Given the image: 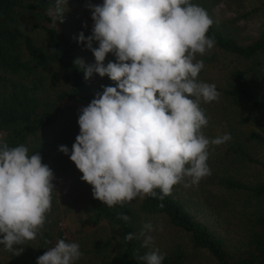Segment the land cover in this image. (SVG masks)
<instances>
[{
  "label": "clouds",
  "instance_id": "clouds-1",
  "mask_svg": "<svg viewBox=\"0 0 264 264\" xmlns=\"http://www.w3.org/2000/svg\"><path fill=\"white\" fill-rule=\"evenodd\" d=\"M66 5L67 0H56L54 22H62ZM87 7L91 34L80 32L75 39L92 52L95 63L86 65L82 58L74 63L85 80L96 73L115 86H102L78 110L79 134L71 151L66 145L58 151L69 155L93 197L109 208L146 196L163 201L185 178H190L185 187L198 184L211 175L210 146L231 139L229 133L209 138L202 132L209 119L201 101L219 99L215 84L197 80L205 66L197 55L215 45L207 35L212 18L191 0H103ZM109 53L115 61L105 65ZM54 179L38 151L30 153L23 144L10 147L0 137V245L13 256L43 228L56 190ZM117 218L130 220L124 213ZM144 228L163 231L151 223ZM134 238L132 233L126 236ZM151 242L147 236L143 246ZM81 257L77 242L59 239L36 264H75ZM136 259L162 264L164 255L156 249Z\"/></svg>",
  "mask_w": 264,
  "mask_h": 264
},
{
  "label": "trees",
  "instance_id": "trees-1",
  "mask_svg": "<svg viewBox=\"0 0 264 264\" xmlns=\"http://www.w3.org/2000/svg\"><path fill=\"white\" fill-rule=\"evenodd\" d=\"M191 2L204 8L212 18L207 35L215 39L211 51L197 55L205 65L197 80L216 85L219 99L214 108L220 110L212 117L207 112L209 107L201 104L203 101L200 107L209 123L231 135L228 142L213 148L207 160L211 175L203 179L236 195L237 200L245 195L246 203L254 202L250 210L243 212V241L240 246L230 248L208 225L194 217L191 207L212 205L202 203L201 199L194 200L201 180L185 187V183H190V178H185L173 186L171 195L163 201L146 196L135 210L129 203L109 208L98 199H90L91 223L105 222L117 233L119 248L108 264H143L136 257L151 250L143 246L138 221L143 216L157 215L164 216L171 225L186 233L192 247L208 253L215 264H264V182L247 181L238 175L239 170L234 173L238 168L256 163L253 158L256 142L253 141L260 140L264 145V37L247 45L239 44L227 26L210 12L217 0ZM89 3L102 4L103 0H67L61 27L57 28L51 13V8H56V0H0V133L10 147L23 144L30 153L38 151L42 159L58 162L54 149L60 138L79 132L78 110L97 92H102V86H115L109 77L96 73L85 80L83 70L74 63L77 58H82L86 65L95 63L92 52L75 39L80 32L85 36L91 34ZM34 31L42 32L45 44L36 41ZM96 46L97 42L93 41V47ZM109 61H115L111 53L107 54L105 65ZM48 81L51 89L61 81L66 85L51 96ZM248 109L247 120L255 128L243 126ZM59 163L67 171L76 167L69 155ZM261 166L264 168V163ZM156 191L159 195V189ZM118 213L127 214L130 220L118 219ZM129 233L135 238L127 240ZM55 240L53 232H45L30 251L18 256L12 253L5 260L0 258V264H36L37 257L53 247ZM163 255L162 264H188L187 254L180 246Z\"/></svg>",
  "mask_w": 264,
  "mask_h": 264
},
{
  "label": "rangeland",
  "instance_id": "rangeland-1",
  "mask_svg": "<svg viewBox=\"0 0 264 264\" xmlns=\"http://www.w3.org/2000/svg\"><path fill=\"white\" fill-rule=\"evenodd\" d=\"M210 12L217 21L223 22L227 26V31L239 44L247 45L264 37V0H217ZM51 13L54 18V8H51ZM27 21L30 24V21ZM54 25L60 28L61 20L54 22ZM33 36L38 43L42 45L46 43L42 32L34 31ZM213 76L215 75L213 74ZM65 85L66 82L61 81L51 89L52 84L48 81L47 89L51 90V96H53ZM214 103L215 101L213 103H201L209 107L207 112L212 117L220 110V108H214ZM249 113V109L245 110V118L242 121L245 122L243 123L245 129L255 128L247 120ZM77 127L79 128L78 125ZM258 130L260 131V129ZM202 132L209 138L224 134L220 126L211 123L202 128ZM78 133L60 138V142L56 144L54 149V155L59 161H64L68 155L58 151V146L66 145L71 151V146ZM3 136L4 134L0 133V137L3 138ZM259 141H253L256 142L253 155L256 163H250L248 166L234 171L236 173L239 170L238 175L250 182H258L259 180L264 182V168L261 166V163H264V145ZM213 148L217 147L210 146L209 155L213 154ZM59 161L42 159V162L53 170L55 177L53 183L56 190L53 191L52 207L47 213L43 228L37 234L36 239L25 243L23 252L30 251L37 244L41 234L53 232L56 237L55 242L64 239L66 242H77L80 245L82 257L75 264H108L119 248L117 233L105 222L91 223L89 201L94 198L91 185L80 179L82 173L76 167L69 171L63 170L60 167L62 163ZM196 188L198 197L195 196L194 200L201 199L202 203L209 202L212 207H200L198 205L191 207L190 211L194 217L208 225L215 234L224 240L228 247L240 246L244 237L242 231L243 212L250 210L254 202L246 203L245 195L239 196V200H237L236 195L228 194L216 184L207 183L204 179H201L200 186ZM140 200L136 198L129 204L135 210ZM255 209L257 208L255 207ZM138 223L139 233L143 232V235L141 234L143 243L147 236L152 237V242L148 245L149 250L158 249L161 254H166L180 246L187 254L188 264H215L208 253L193 248L189 236L171 225L164 216H143ZM146 223H151L154 227L162 226L163 231H148L144 228ZM17 247L21 246L17 245ZM11 255L12 252L0 245V258L5 260Z\"/></svg>",
  "mask_w": 264,
  "mask_h": 264
}]
</instances>
